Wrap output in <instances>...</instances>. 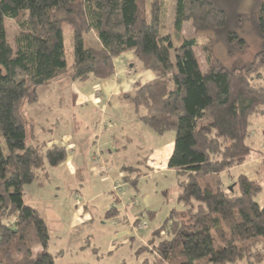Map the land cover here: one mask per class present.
<instances>
[{"label":"trees","instance_id":"obj_1","mask_svg":"<svg viewBox=\"0 0 264 264\" xmlns=\"http://www.w3.org/2000/svg\"><path fill=\"white\" fill-rule=\"evenodd\" d=\"M7 21L16 28L12 44ZM187 24L204 36L205 71L194 37L174 47L162 32L161 0H0V264H55L47 223L24 204V187L69 154L63 145L26 143L21 104H35L41 87L66 74L68 82L109 80L114 60L128 53L154 78L120 98L143 127L174 133L166 168L175 173L182 207L152 233V249L140 246L135 256L141 264H264V207L255 201L262 185L239 175L229 191L220 178L248 160L250 119L264 114V0H175L172 32ZM63 26L72 32L70 66ZM88 34L96 48L86 46ZM248 38L257 46L248 62L218 57L222 46L228 58H240ZM138 169H122V182L134 190ZM118 202L106 218H119Z\"/></svg>","mask_w":264,"mask_h":264},{"label":"rangeland","instance_id":"obj_2","mask_svg":"<svg viewBox=\"0 0 264 264\" xmlns=\"http://www.w3.org/2000/svg\"><path fill=\"white\" fill-rule=\"evenodd\" d=\"M161 9L164 35L171 34L174 47L178 46L181 39L194 37L197 41L194 52L201 69L205 71L206 64L201 51L205 42L204 36L195 34L190 24H187L179 35L172 32L175 0H161ZM15 29V24L6 22L7 40L10 44L13 43ZM62 31L67 65L70 66L72 32L67 26H63ZM247 40L249 48L240 55V58L239 56L228 58L222 46H217L215 51L224 63L233 60L248 62L257 50V46L253 39ZM85 44L95 48L98 46L92 34L85 36ZM138 71H140L139 65L132 56L131 62L127 63L126 75L129 77ZM66 75L48 86L41 87L38 90L39 99L35 104L22 103L20 106V112L26 123V143L46 144L47 147L52 144L63 145L67 148L70 158V161L66 162V160V163L57 168H47L48 176L45 179L26 185L23 195L24 204L36 209L46 221L50 237L47 251L55 257V264H120L122 262L141 264L142 259L135 256L136 250L140 246L152 249L148 243L152 233L163 225L171 211L182 210L176 200L178 189L175 173L167 170L162 162H150V159L156 156L154 151L158 149L157 146L167 142L169 137L174 138V133L167 132L163 136H158L147 128L149 134L146 136L143 133L134 134L141 144L137 155L138 158L144 159L143 165L141 163L133 166L132 162L136 156L132 153L136 152V149L129 143L124 147L123 141L116 143L119 141L118 136L114 139L115 147H113L117 151L109 155L104 146L105 140L99 133L104 132L109 138L112 132L111 126L104 122L102 123L104 126L100 127V124L96 126L94 121L106 118L112 123L111 117L115 115L107 112L105 116L101 114L103 110L99 112L100 105L93 110L92 103L85 100L84 104L79 105L80 99H86L91 92L95 91L96 95L99 94V90H96L98 86L94 84L96 81L68 82L66 79H70V74ZM139 84L138 82L136 86ZM96 98L98 100V97ZM119 103L121 108L118 115L120 119H124L122 121L123 124L125 123L124 130L135 131L139 125L129 124L132 107L125 102L119 101ZM97 138L98 142H96ZM247 142L253 148L248 160L244 165L242 164V167L240 166L241 168L234 167L228 173H222L220 178L226 189L231 188V191L235 189L234 180L239 175L262 185L263 191L255 197V201L259 206L264 207V160L255 163V158L264 157V114L250 119V136ZM260 143L263 144L262 147ZM258 150L261 151L257 155ZM127 167L139 168L141 176L136 190L122 182L119 172H123L122 169ZM71 168H74L73 173L70 172ZM77 169L80 170L75 175L74 171ZM229 176H232L231 179H228ZM131 194L136 197L131 198ZM114 198L123 199L121 203L119 199L115 204L119 218L108 219L105 217V212L114 204ZM132 201L135 204L132 206L133 212L143 214L142 223L138 224L143 226L142 230H132L131 218L130 223L119 220L124 213L123 207ZM160 236L159 238L165 237ZM40 251V249L35 250L33 255H38Z\"/></svg>","mask_w":264,"mask_h":264},{"label":"crops","instance_id":"obj_3","mask_svg":"<svg viewBox=\"0 0 264 264\" xmlns=\"http://www.w3.org/2000/svg\"><path fill=\"white\" fill-rule=\"evenodd\" d=\"M130 56H131V54L128 53V54H124V55L120 56L119 58H116L114 60V75H113V77L110 78L109 80H106V81H100L99 82V81L95 80L96 82L94 84H96L98 86L96 88V90H99V94L96 95L95 91H94V93L91 92L90 95H88V97L86 99H80L81 103L79 105L84 104V100H85V102L87 101L89 103H92L93 110L96 107L98 108V105H100L99 112H100V110H103V113H101V114H104L106 116L107 112H111V113H113L115 115L113 118L111 117L112 123H110V120H107L106 118H101L98 121H94V124L96 126L99 125V124H100V127L104 126L102 124L103 122H104V124L108 123L111 126L110 130H112V132H111L109 138H108L107 135H105L104 132L99 133L101 138L103 140H105L104 146L106 147V151H107V153L109 155L113 154V151L114 152L117 151V150H114L113 147H115V140L114 139H115L116 136H118L119 141H116V143L117 142L121 143V141H123L124 147L128 143L135 147L136 152L132 153V155L136 156V157L134 158V161L132 163L134 164L133 166H135V165L138 166V165H141V162L144 163L145 161H144V159L143 160L140 159V157L138 158L137 154L139 153V151L141 149V144H139V141L136 139V137H135L136 135L134 136V134L143 133V135L146 136L149 133H147V128L146 127H143L141 124L138 123V121L136 120V117H135V114H134L133 110L131 111V113H129L130 114L129 124L132 123L134 126L135 125H139V126L136 128L137 130L135 129V131H133V132H127L126 130H124V128H125L124 124L125 123L124 124L122 123V121H124V119H120L119 115H118L119 111H120V108H121V104L119 103V101L123 102L121 100L120 96L122 94H124V93L131 92L134 89H136L138 87V86H136L138 82L140 83L139 85L144 84V83L152 80L154 78V76H153V74L151 72L141 71L140 70V71L136 72L135 75H132V76L130 75L129 77H127V75H126L128 73V72H126L127 63H130L131 62V58H132V56L131 57ZM129 69H131V68H129ZM96 97H98V100H97ZM98 138H97L96 142H98V140H99ZM173 140H174V138L169 137L167 142H165L163 144H159V146H157L158 149H156L154 151L156 153V156L151 158L150 162H152V161L153 162L154 161L157 162L158 161V162H162L163 165H166L167 160H168L169 156L172 153ZM142 144H145V143L142 142ZM261 144L262 143H260L259 145L261 146ZM124 147L122 146V149ZM260 151L261 150H258L257 155L259 154ZM99 152L101 153L100 150H99ZM263 160H264V157H260V158H257V159L255 158V163H257V162L261 163V162H263ZM68 161H70L69 157L67 158L66 162H68ZM71 161H73V159H71ZM243 165H241V167ZM241 167L239 166V167H237V169H239ZM120 169H121V167H120ZM73 170H74V168H71L70 172L73 173ZM74 173H75V171H74ZM119 173L121 174L122 177L124 176L123 172L120 171ZM75 175H76V173H75ZM228 178L231 179L230 176ZM134 196H135L134 194L130 195L131 198H133ZM120 200H121L120 201V203H121L123 199H120ZM129 204L130 203L128 202L123 207V212H124L123 216H125L124 217L125 222H128V223H130V218L133 219L134 216L139 214L137 212H133L134 207L129 206ZM121 210H122V208H121ZM133 220H132V222H133Z\"/></svg>","mask_w":264,"mask_h":264},{"label":"built area","instance_id":"obj_4","mask_svg":"<svg viewBox=\"0 0 264 264\" xmlns=\"http://www.w3.org/2000/svg\"><path fill=\"white\" fill-rule=\"evenodd\" d=\"M133 205H135L134 204V201H132L130 204H129V206H133ZM131 225H132V229H133V231H138V230H142L143 229V226L140 224V225H134L133 223H131Z\"/></svg>","mask_w":264,"mask_h":264},{"label":"water","instance_id":"obj_5","mask_svg":"<svg viewBox=\"0 0 264 264\" xmlns=\"http://www.w3.org/2000/svg\"><path fill=\"white\" fill-rule=\"evenodd\" d=\"M229 190L231 191V188H229Z\"/></svg>","mask_w":264,"mask_h":264}]
</instances>
